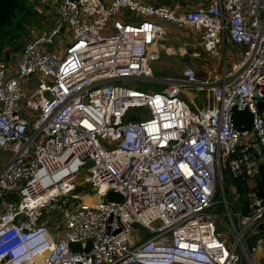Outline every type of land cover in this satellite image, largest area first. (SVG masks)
Listing matches in <instances>:
<instances>
[{"label":"built area","instance_id":"1","mask_svg":"<svg viewBox=\"0 0 264 264\" xmlns=\"http://www.w3.org/2000/svg\"><path fill=\"white\" fill-rule=\"evenodd\" d=\"M37 2L60 13L55 26L0 59V264H250L243 237L262 200L251 193L241 216L237 197H223L231 247L211 209L224 171L249 181L264 164V0L179 13L138 0ZM157 20L193 31L220 67L203 81L187 67L159 91L124 85L152 78L169 40ZM193 89L211 104L192 110ZM134 109L147 117L130 120ZM235 111L252 116L249 129Z\"/></svg>","mask_w":264,"mask_h":264},{"label":"rangeland","instance_id":"2","mask_svg":"<svg viewBox=\"0 0 264 264\" xmlns=\"http://www.w3.org/2000/svg\"><path fill=\"white\" fill-rule=\"evenodd\" d=\"M171 3L179 2L181 4L183 0H168ZM156 3H159L156 1ZM155 4V3H153ZM26 5L28 6L29 13H26L24 19H20L19 17H15L11 26L8 27L7 33H11L12 29L15 28V25L18 22H22V29L25 32L24 34L20 33L19 39H13L14 44H19L20 49L23 46L24 42L30 39V36L33 32L42 31L47 32L51 30L59 17L60 13H57L55 7L51 4L46 6H42L37 2V0H28ZM156 5V4H155ZM163 4H158L156 6H161ZM42 8V11H38ZM183 10V9H182ZM158 25L162 26L169 33V40L167 42H162L166 47L164 50L160 51V59L153 63L152 65V78L145 81H137V82H126L124 85L128 87L135 88L141 91H159L163 89L164 80L167 78H179L181 77L183 71L189 67L193 68L196 71V77L202 78L207 72L213 71L214 68H217V65L220 64V60H208V57L203 53L200 46L198 45L197 38L195 33L191 30H183L177 29L173 24L167 23L165 21H156ZM9 31V32H8ZM31 34V35H30ZM14 36V35H12ZM60 38H62V33L55 37L51 44H44L43 47L46 51H54L56 48L61 46ZM5 40L4 49L0 52V59H7L9 55L14 54L15 52L10 50V43H8L7 38L5 36L0 39V49L2 48V43ZM17 44V45H18ZM185 49V53H179V49ZM20 49L18 51H20ZM166 49H172L174 54H168ZM237 53L234 49H229L228 54L235 56ZM5 54H8L7 56ZM197 55V57H195ZM220 67V65H218ZM36 81L33 77H30V82L26 85V88L31 90L34 88ZM187 94H190L188 97ZM194 96V104L190 103L188 99H191ZM184 98V97H183ZM189 105V107L193 110L194 105H198L199 107L205 103V96L203 93H195L194 89L186 92V96L184 98ZM131 116H141L144 114V118L147 117L148 112L143 109H134L132 110ZM8 158V155H4L0 153V164ZM83 175H85V170H83ZM226 174V173H225ZM227 176V175H226ZM82 180V178H80ZM224 181V178H223ZM223 181L220 182V187L223 186ZM231 194L236 195L235 187L230 186ZM81 189V188H80ZM79 191V190H78ZM250 192L246 193L244 196L247 197L248 206L252 202L250 199ZM119 199V198H118ZM117 199V200H118ZM227 199L230 200V196L227 195ZM216 207L211 209V212L216 215L215 225L218 229V233L221 234L222 239L225 240V243L228 247H231L233 242L232 232L229 230L228 225H230V221L228 216L225 214L226 209L223 204V195L219 193L216 198ZM2 200H0V212L2 210ZM56 215V219L60 218L59 212ZM218 215V216H217ZM258 224L254 228L253 226H249L244 234V239H246V246L253 249L249 253V262L250 264H261V258L259 254L261 252V247L263 245L264 239L261 234L264 232V217L257 222ZM136 230L140 232L142 235L148 234V230L143 229L139 226H135ZM254 242V243H253ZM252 244V246H251ZM247 261L244 258L242 264H245Z\"/></svg>","mask_w":264,"mask_h":264},{"label":"trees","instance_id":"3","mask_svg":"<svg viewBox=\"0 0 264 264\" xmlns=\"http://www.w3.org/2000/svg\"><path fill=\"white\" fill-rule=\"evenodd\" d=\"M27 1L28 0H0V39H2L3 36H5V38H7L6 41L12 44L10 45V50L14 51L15 53L19 52L18 50L20 49V45L18 43H17L18 45L14 44L13 39L18 40L20 37V33L22 34L25 33L22 29V26L24 24L22 25V22L20 21L18 22V24L15 25V28L12 29L11 33L8 34L5 33H7L8 27L11 26L16 16L19 17L20 19H24L26 13L27 14L29 13L28 6L26 5ZM4 44H5V40L2 43L3 46L0 49V52H2V50L4 49ZM5 55L7 56L8 54ZM10 57L12 56L9 55L7 59H9ZM134 119H136L135 116H130V120H134ZM233 119L236 126L239 127V129L242 128L249 129L251 126L252 116L246 111L244 112L235 111L233 114ZM223 178L224 181H223L222 189L219 188L217 195L221 193L227 203L232 202L233 197H237V201L233 204L234 205L233 210L236 209L241 210V216H246L248 215L249 212L248 200L247 197L244 196L248 192L253 193L257 198L261 199L264 205V164L260 168L259 176L254 179L255 184L253 188L248 187L247 180H241L240 178L234 179L226 171H224L223 173ZM230 186L235 187L236 195L231 194V189L229 188ZM227 195L230 196V200L227 199ZM216 204L217 202L215 203L214 208L216 207ZM261 236L264 239V232L261 234ZM248 249L252 250L253 246L251 248L248 247ZM261 264H264V249H263V256L261 258Z\"/></svg>","mask_w":264,"mask_h":264},{"label":"crops","instance_id":"4","mask_svg":"<svg viewBox=\"0 0 264 264\" xmlns=\"http://www.w3.org/2000/svg\"><path fill=\"white\" fill-rule=\"evenodd\" d=\"M138 1H140L143 4L154 5V6H156L158 4H163L161 6H168L172 10H174L175 12H178L179 13V12L182 11V9L183 10H192V9H196V8H199V7L206 6V5L210 4L212 0H183L181 2V4H178L179 2H175V3H171L170 4V2L168 0H138ZM156 1H158L159 3H156ZM153 3H155L156 5L153 4ZM183 30H185V29H183ZM17 53L18 52L14 53V54H11V56H13V55H15ZM195 57H197V55ZM209 60H211V59H209ZM211 61H213V60H211ZM207 73L212 74V70L209 71V72H207ZM206 78H207V74L204 77H202V78L201 77L198 78V80L203 81ZM187 95H188V97L190 96V94H187ZM204 96H205V103H203L202 106H200V107L195 104L194 105V108L201 109V108L207 107V105L209 106L211 104L210 98L208 97L207 93H204ZM193 100H194V96L192 97V95H191V99H188V101L190 103L194 104V101ZM4 155H6V154H4ZM4 162L0 164V169L2 168V165L4 164ZM254 184H255V180H249L248 181V187L249 188L250 187L253 188L254 187ZM135 231H138V230H136V228H135ZM263 249H264V245H262V247H261V252L259 254V257L260 258H262V256H263Z\"/></svg>","mask_w":264,"mask_h":264}]
</instances>
